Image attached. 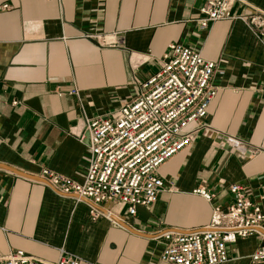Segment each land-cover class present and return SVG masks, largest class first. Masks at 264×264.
<instances>
[{
    "label": "crops",
    "instance_id": "crops-1",
    "mask_svg": "<svg viewBox=\"0 0 264 264\" xmlns=\"http://www.w3.org/2000/svg\"><path fill=\"white\" fill-rule=\"evenodd\" d=\"M244 1L264 10V0ZM2 2L10 9L0 12V258L22 250L53 262L64 250L82 264H169L158 259L159 231L204 227L213 205L231 200L233 182L264 197V39L243 22L223 19L200 29L204 0ZM232 12L249 8L237 1ZM102 33H117L116 44L102 45L95 37ZM174 42L215 64L217 92L205 126L160 166L173 190L134 216L116 207V223L92 219L86 200L58 192L40 171L81 181L85 118L132 100ZM73 87L78 95L68 93ZM198 185L214 194L211 201L193 193ZM261 244L258 235L236 239L222 264H264L250 258Z\"/></svg>",
    "mask_w": 264,
    "mask_h": 264
},
{
    "label": "built area",
    "instance_id": "built-area-1",
    "mask_svg": "<svg viewBox=\"0 0 264 264\" xmlns=\"http://www.w3.org/2000/svg\"><path fill=\"white\" fill-rule=\"evenodd\" d=\"M237 1L248 6L249 12L233 14ZM8 9V2L0 3V12ZM199 14L197 23L202 30L215 21L235 19L264 39V10L244 0H204ZM116 36L95 35L102 45L110 46L116 44ZM214 68L199 49L170 43L159 58L158 68L139 83L132 100L108 115L85 118L88 165L83 179L42 168L41 181L64 195L86 200L92 219L112 220L116 207L134 216L138 206L152 205L162 190L175 187L172 180L160 176V166L187 149L205 126L208 107L217 92L211 82ZM68 93L78 95V90L73 87ZM228 191L231 200L224 206L214 204L204 227L159 231L154 236L163 241L158 259L169 264H222L229 257L227 244L252 235L264 240V197L254 196L246 184L239 182L229 184ZM193 193L207 201L214 197L203 185L195 187ZM250 258L264 262V244ZM0 264L82 263L64 250L53 262L15 250L1 257Z\"/></svg>",
    "mask_w": 264,
    "mask_h": 264
},
{
    "label": "water",
    "instance_id": "water-1",
    "mask_svg": "<svg viewBox=\"0 0 264 264\" xmlns=\"http://www.w3.org/2000/svg\"><path fill=\"white\" fill-rule=\"evenodd\" d=\"M218 140H219V141H225V138H224V136H222V137L218 138ZM113 218H115V219H116V217H115V216H113Z\"/></svg>",
    "mask_w": 264,
    "mask_h": 264
}]
</instances>
